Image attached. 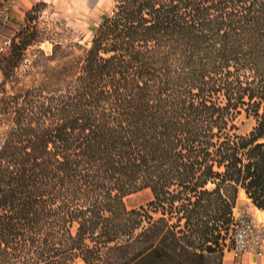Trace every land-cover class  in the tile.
<instances>
[{
	"label": "trees",
	"instance_id": "trees-1",
	"mask_svg": "<svg viewBox=\"0 0 264 264\" xmlns=\"http://www.w3.org/2000/svg\"><path fill=\"white\" fill-rule=\"evenodd\" d=\"M114 1L24 84L27 35L0 56V264H221L238 189L264 211V0Z\"/></svg>",
	"mask_w": 264,
	"mask_h": 264
},
{
	"label": "rangeland",
	"instance_id": "rangeland-1",
	"mask_svg": "<svg viewBox=\"0 0 264 264\" xmlns=\"http://www.w3.org/2000/svg\"><path fill=\"white\" fill-rule=\"evenodd\" d=\"M17 1L18 0H15L13 3L8 4L6 0H0V9L6 6L9 11L10 6L14 5ZM114 3V0L36 1L23 12V16L19 22L9 24L7 23L8 20L4 23L0 20V39L2 37H9L11 40V46H9L5 53H8L12 45L20 40L18 36L20 32L26 34L30 39V44H28L23 51L22 59L14 69L12 79L19 85L29 81L30 77L26 75L25 71L29 69L31 62L38 58L37 50H41L45 55H49L55 44H59L64 48L72 42H77L80 47L76 48L74 51L78 55H81L83 49L89 46L95 28L101 22L103 16L110 14ZM34 4H39V6L26 15V12ZM51 63H53V61H51ZM2 78L3 76L0 72V81ZM10 83V81L6 83V88L8 90ZM235 123L237 126L236 132L238 134H248L256 126L257 117L251 113H247L244 109H240L235 117ZM260 140H262V138ZM208 185L211 186V184ZM240 189L241 188L238 189L235 203L244 205L243 201H245V199L242 192L239 195ZM152 199L153 194L148 187L140 188L125 195L123 198L127 208L147 206V203ZM227 236L228 229L222 240L223 246L225 245L224 243ZM222 250L223 256V247Z\"/></svg>",
	"mask_w": 264,
	"mask_h": 264
},
{
	"label": "built area",
	"instance_id": "built-area-1",
	"mask_svg": "<svg viewBox=\"0 0 264 264\" xmlns=\"http://www.w3.org/2000/svg\"><path fill=\"white\" fill-rule=\"evenodd\" d=\"M8 4L15 0H6ZM0 20L2 23L8 20L6 6L0 9ZM10 38L0 39V56L10 46ZM223 246L224 251H230L233 259H239L243 254L261 256L264 254V220L249 213L246 205L234 203L231 209V221L228 229V236Z\"/></svg>",
	"mask_w": 264,
	"mask_h": 264
},
{
	"label": "crops",
	"instance_id": "crops-1",
	"mask_svg": "<svg viewBox=\"0 0 264 264\" xmlns=\"http://www.w3.org/2000/svg\"><path fill=\"white\" fill-rule=\"evenodd\" d=\"M36 1L44 0H18L14 5L10 6L8 11V22L9 24H15L20 21L23 16V12ZM244 195L245 201L243 204L246 205V209L249 213L255 215L258 220H264V211L258 209L250 199L246 196L243 189L239 190V195ZM240 198V197H239ZM238 198V200H239ZM70 264H85L81 259L77 258ZM221 264H264V254L256 256L253 254H243L239 259H233L230 251L225 250L222 256Z\"/></svg>",
	"mask_w": 264,
	"mask_h": 264
}]
</instances>
